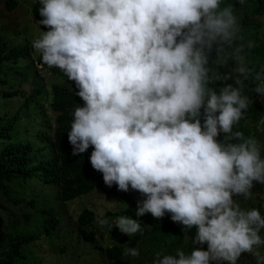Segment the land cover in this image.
Returning a JSON list of instances; mask_svg holds the SVG:
<instances>
[{
	"label": "clouds",
	"instance_id": "9594fccd",
	"mask_svg": "<svg viewBox=\"0 0 264 264\" xmlns=\"http://www.w3.org/2000/svg\"><path fill=\"white\" fill-rule=\"evenodd\" d=\"M38 2L39 25L49 30L32 41L33 48L45 65L75 82L84 101L68 132L72 155L93 147L90 163L104 185L145 197L134 200L132 213L117 215L111 228L134 238L145 229L133 219L135 211L157 219L170 214L185 230L195 226L194 243L205 244L189 254L174 241L146 264H237L245 252L264 264V216L233 199H247L254 182L264 184V148L254 136L234 131L252 103L246 82L264 97V64L257 69L249 61L258 44L245 38L237 10L225 0ZM229 61L235 67L220 73ZM217 81L225 82L219 92L210 87ZM40 117L26 122L35 129ZM185 230H178L182 243ZM37 242L29 264H52ZM124 248V264L128 255H139L137 248Z\"/></svg>",
	"mask_w": 264,
	"mask_h": 264
},
{
	"label": "trees",
	"instance_id": "16d2710c",
	"mask_svg": "<svg viewBox=\"0 0 264 264\" xmlns=\"http://www.w3.org/2000/svg\"><path fill=\"white\" fill-rule=\"evenodd\" d=\"M225 2L237 10L236 14L243 26L246 39L253 40L261 29L264 31V0H244L243 4H240L239 0H225ZM7 5L10 10H13L16 2L9 0ZM40 7L37 1L33 14L36 18L42 19ZM44 28L49 30L46 26ZM17 34L18 32L11 28L5 30L4 34H0V264H29L35 259L32 243L40 241L41 245L39 241L36 243L37 251H39L45 243L43 239L56 237L55 230L63 219L56 216L55 206L47 207L46 197L41 192L38 193V186L55 188L58 198L67 205L68 201L78 199L105 184L103 174L96 171L90 163L93 147L90 146L79 156L72 155L68 132L71 129L74 110L84 106V101L76 95L79 89L75 82L68 80L59 68L45 65L40 53L36 54L37 56L33 54L30 43L11 45V40ZM211 59H216L215 50L211 54ZM249 61L256 65L257 69L264 64V35L261 37V44H258L249 56ZM38 63L59 78V82L52 86L51 93L53 92L55 107L64 111L57 117L55 132H50L47 128V124L50 123L47 120L49 113L42 102L50 91L39 81L41 71ZM232 67L235 65L229 63L227 67H220L218 71L224 74ZM227 83H233V81L229 80ZM246 84L248 87L245 89V95L250 96L252 103L246 118L240 121L234 131H242L246 137L254 136L261 142L264 140V123H261L264 119V97L251 91L255 87L252 82H246ZM28 85L32 91L26 95L23 88ZM224 86L225 82L222 81L210 85L217 92ZM14 97L17 99H13ZM48 98L51 99L52 96L49 95ZM20 109L26 110L28 115L20 116ZM33 113L43 118L42 125L37 127L40 132L32 130L30 132V127L26 123L29 114L32 117ZM201 113L203 114V109ZM251 125H254L256 130L261 127L262 132L251 135ZM37 129L35 127V130ZM225 137L226 134L221 133L218 139L224 141ZM31 180L34 186L29 187L27 183ZM36 180L40 184H37ZM27 188L33 191V197H29L31 191ZM111 190L118 198L129 200V197L125 195L126 192L118 190L117 185L111 186ZM136 192L145 199L141 193ZM40 201L44 207L40 209L35 225L30 219V211H23L17 215L14 209V207L36 206ZM132 205L124 213H132L133 207H137V201H134ZM122 213L108 212L107 216H117ZM96 219V212L89 207L85 208L79 216L80 231L86 241H91L94 237L81 228L92 225ZM172 230H175V234L178 232L177 222L170 225L154 222L150 229L145 228L134 236L133 245L140 241V247L142 244L148 247L145 261L140 264L153 261L156 253L164 255L170 246L175 245L170 232ZM23 236L26 237L21 238ZM69 239L71 241V238ZM74 247L80 248L79 244H74ZM65 249L64 247L63 250ZM100 249L111 260H115L114 264H124L123 259L126 256L123 255L125 250L123 246L113 245L100 247ZM111 263L113 264L112 261ZM129 263L127 260L125 264Z\"/></svg>",
	"mask_w": 264,
	"mask_h": 264
},
{
	"label": "rangeland",
	"instance_id": "374dc122",
	"mask_svg": "<svg viewBox=\"0 0 264 264\" xmlns=\"http://www.w3.org/2000/svg\"><path fill=\"white\" fill-rule=\"evenodd\" d=\"M9 0H0V34H4L5 30L8 28L14 29L18 32L17 35L13 37L11 40V45L15 44H26L30 43L32 47L33 54L37 56L39 52H37L33 48L32 41L38 38L42 31H48L44 28V25H39L40 18H36L33 14V8L38 0H13L16 2L15 8L10 10L8 8L7 2ZM11 1V0H10ZM264 31L261 29V32L258 33V36L253 40L257 42V44H261V37H263ZM6 38V36H1ZM230 65H235V61H229ZM40 69V78L39 81L42 84H45L49 89V95L52 96L49 99V95L46 99L43 100L42 105H44L49 113L47 128L50 132H55L57 128V117L61 114L63 110H59L54 105L53 92L51 93L52 86L55 83L59 82V78L51 74L48 70L41 66V64H37ZM24 94L29 95L32 91L30 85L23 88ZM24 96V95H23ZM48 98V99H47ZM13 99H17L14 97ZM20 116L28 115L26 110H19ZM30 116V114H29ZM40 115L33 113L32 121L36 120ZM39 121L43 122V118L40 117ZM30 127V132L36 131L40 132L39 129L35 130L34 127L26 122ZM262 132L261 127L257 130L254 129V125L250 127V133L258 134ZM29 134V131L27 132ZM262 148H264V140L260 142ZM264 154V151H262ZM37 184H40L36 180ZM29 187L34 186L32 180L27 183ZM38 193H42L46 197L47 206L53 205L57 208L56 216L62 218V222L58 226V229L55 230L56 237L54 239H43L45 243L42 244L44 248V252H49L51 256L52 264H112L111 261L105 258L102 254H100V250L98 247H106L110 245H123L126 248H137L139 251V255L136 257H129V264H140L145 261V253L148 252V247L145 244H142L141 251L139 250L140 246L137 244L136 246L132 245V236L122 233L117 227L111 228L112 223L119 216H107L108 212L119 213L126 210L130 206V202L134 200H143V198L134 190H129L125 193L129 197L128 199L118 198L115 193L112 192L111 188L108 185H103L99 187L97 190L90 192L70 203L65 205L62 201H58L57 192L55 188H51L48 186L40 185L38 186ZM31 193H29V197H33V191L29 188ZM251 194L248 196V200L243 196L236 197L233 199L238 201L242 208L244 209H259L261 215L264 216V184L254 182V186L251 190ZM23 205H27L23 203ZM43 204L41 201L37 203L36 207H14L17 212V215L22 213L23 211H33L31 221H33L34 225L37 223V215L39 214V210L43 208ZM93 209L97 214L96 221L89 226L83 227L89 234H91L94 239L86 241L80 231L79 226V216L83 212L85 208ZM106 215V217L104 216ZM133 219H137L140 221V225L143 224L144 228L150 229L152 227V222L158 220L159 223H163L164 225H170L173 223L170 214H166L163 218H154L151 213H147L142 217L136 216V211L133 214ZM53 218L50 220L52 222ZM102 220L108 221L107 224L102 223ZM49 221V222H50ZM22 223V221H20ZM178 224V230H185L184 226ZM172 235V239L182 244L183 250L187 253H191L192 250L196 248H202L204 246L200 244L194 243L195 236L197 234V228L194 226L191 229L183 231L184 233V241L182 243V231H178L175 234V230L170 231ZM261 234L264 236V230H262ZM71 238V241L70 239ZM39 241V240H38ZM93 244H92V243ZM140 243V241H139ZM39 244L41 245L40 241ZM74 244H79L80 248H75ZM66 248L63 250V248ZM261 255H264V246L259 249ZM47 260V259H45ZM36 264H45L44 260H37ZM211 264H217V261H211ZM222 264H229V262L225 261ZM237 264H257L256 258L250 253H242L240 258L237 261Z\"/></svg>",
	"mask_w": 264,
	"mask_h": 264
}]
</instances>
